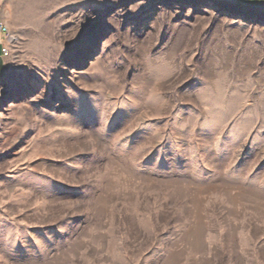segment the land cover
Instances as JSON below:
<instances>
[{
    "label": "rangeland",
    "instance_id": "rangeland-1",
    "mask_svg": "<svg viewBox=\"0 0 264 264\" xmlns=\"http://www.w3.org/2000/svg\"><path fill=\"white\" fill-rule=\"evenodd\" d=\"M12 3L0 264H264V17Z\"/></svg>",
    "mask_w": 264,
    "mask_h": 264
},
{
    "label": "crops",
    "instance_id": "crops-1",
    "mask_svg": "<svg viewBox=\"0 0 264 264\" xmlns=\"http://www.w3.org/2000/svg\"><path fill=\"white\" fill-rule=\"evenodd\" d=\"M235 4L240 7H250L254 10L255 15L264 17V0H232ZM13 0H0V20H4L9 29L12 26L11 15L13 12ZM5 40L4 35L0 31V78L6 71L7 57L2 54V44Z\"/></svg>",
    "mask_w": 264,
    "mask_h": 264
},
{
    "label": "built area",
    "instance_id": "built-area-1",
    "mask_svg": "<svg viewBox=\"0 0 264 264\" xmlns=\"http://www.w3.org/2000/svg\"><path fill=\"white\" fill-rule=\"evenodd\" d=\"M0 31L5 37V40L2 44V54L5 57H8L11 52V44L14 39L11 29H9L8 24L4 20H0Z\"/></svg>",
    "mask_w": 264,
    "mask_h": 264
}]
</instances>
